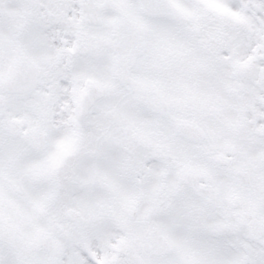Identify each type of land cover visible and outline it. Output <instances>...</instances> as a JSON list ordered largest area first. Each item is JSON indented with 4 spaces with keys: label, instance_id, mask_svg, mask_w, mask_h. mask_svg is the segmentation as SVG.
Instances as JSON below:
<instances>
[{
    "label": "snow or ice",
    "instance_id": "6c2138e0",
    "mask_svg": "<svg viewBox=\"0 0 264 264\" xmlns=\"http://www.w3.org/2000/svg\"><path fill=\"white\" fill-rule=\"evenodd\" d=\"M0 264H264V0H0Z\"/></svg>",
    "mask_w": 264,
    "mask_h": 264
}]
</instances>
